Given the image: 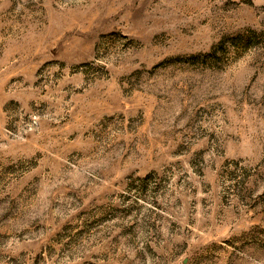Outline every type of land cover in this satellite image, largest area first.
I'll return each mask as SVG.
<instances>
[{
  "label": "rangeland",
  "instance_id": "1",
  "mask_svg": "<svg viewBox=\"0 0 264 264\" xmlns=\"http://www.w3.org/2000/svg\"><path fill=\"white\" fill-rule=\"evenodd\" d=\"M0 264H264V0H0Z\"/></svg>",
  "mask_w": 264,
  "mask_h": 264
}]
</instances>
